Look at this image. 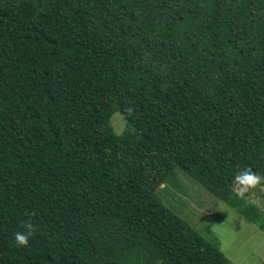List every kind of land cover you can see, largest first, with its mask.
Here are the masks:
<instances>
[{
  "label": "trees",
  "instance_id": "obj_1",
  "mask_svg": "<svg viewBox=\"0 0 264 264\" xmlns=\"http://www.w3.org/2000/svg\"><path fill=\"white\" fill-rule=\"evenodd\" d=\"M244 168L264 0H0V264H232L157 191L180 170L264 230Z\"/></svg>",
  "mask_w": 264,
  "mask_h": 264
},
{
  "label": "rangeland",
  "instance_id": "obj_2",
  "mask_svg": "<svg viewBox=\"0 0 264 264\" xmlns=\"http://www.w3.org/2000/svg\"><path fill=\"white\" fill-rule=\"evenodd\" d=\"M115 133L124 131L119 113L110 119ZM176 180L163 184L157 191L162 203L181 217L191 228L215 243L232 264H264V230L259 223L248 221L234 207L214 197L199 183L176 170ZM234 190L256 209L264 219V186L261 182L241 192Z\"/></svg>",
  "mask_w": 264,
  "mask_h": 264
},
{
  "label": "clouds",
  "instance_id": "obj_3",
  "mask_svg": "<svg viewBox=\"0 0 264 264\" xmlns=\"http://www.w3.org/2000/svg\"><path fill=\"white\" fill-rule=\"evenodd\" d=\"M233 179L234 182L240 186V191L244 192L250 187L257 185L261 180H264V175L258 174L251 169L244 168L241 169ZM33 231H35L34 225L28 223L25 231L15 232L14 236L17 246L28 245L29 237L32 235Z\"/></svg>",
  "mask_w": 264,
  "mask_h": 264
}]
</instances>
